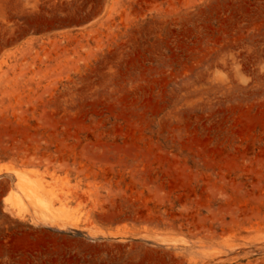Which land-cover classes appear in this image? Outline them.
<instances>
[{
    "label": "rangeland",
    "instance_id": "rangeland-1",
    "mask_svg": "<svg viewBox=\"0 0 264 264\" xmlns=\"http://www.w3.org/2000/svg\"><path fill=\"white\" fill-rule=\"evenodd\" d=\"M0 167V264H264V0H0Z\"/></svg>",
    "mask_w": 264,
    "mask_h": 264
},
{
    "label": "bare ground",
    "instance_id": "bare-ground-1",
    "mask_svg": "<svg viewBox=\"0 0 264 264\" xmlns=\"http://www.w3.org/2000/svg\"><path fill=\"white\" fill-rule=\"evenodd\" d=\"M1 168V167H0ZM1 172H11V170L8 168V167H4V168H1L0 169V173ZM17 177H18V182H17V186H18V188L20 189V190H22L23 192H24V190H25V183L26 182H24V180H26V179H24L23 177H22V175H21V173L20 172H18V171H12ZM29 183H31V181L29 182ZM33 183V182H32ZM25 184V185H24ZM28 184V183H27ZM36 184V183H35ZM41 184V183H40ZM37 186V185H36ZM41 189V188H40ZM37 190V189H36ZM42 190V189H41ZM38 191V190H37ZM36 191V192H37ZM22 192V193H23ZM35 192V191H34ZM24 194V193H23ZM36 194H38L39 195V193H36ZM19 195V194H18ZM37 195V196H38ZM42 195V194H41ZM25 196H26V192H25ZM45 197V196H44ZM40 200V199H39ZM42 200V199H41ZM46 200V199H45ZM33 201H34V199H33ZM40 202V201H39ZM43 202H44V200H43ZM46 203H47V201H46ZM51 203V202H50ZM41 204V203H40ZM43 204V203H42ZM44 205V204H43ZM42 205V206H43ZM47 205V204H46ZM44 207V206H43ZM46 208V207H45ZM47 208H49V207H47ZM46 208V209H47Z\"/></svg>",
    "mask_w": 264,
    "mask_h": 264
}]
</instances>
